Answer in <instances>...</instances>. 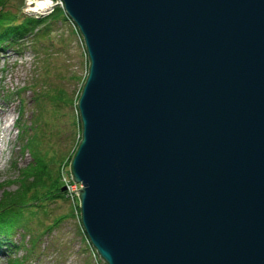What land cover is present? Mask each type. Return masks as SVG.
I'll list each match as a JSON object with an SVG mask.
<instances>
[{"label": "water", "instance_id": "1", "mask_svg": "<svg viewBox=\"0 0 264 264\" xmlns=\"http://www.w3.org/2000/svg\"><path fill=\"white\" fill-rule=\"evenodd\" d=\"M83 36L69 171L106 264H264V0H62Z\"/></svg>", "mask_w": 264, "mask_h": 264}, {"label": "rangeland", "instance_id": "2", "mask_svg": "<svg viewBox=\"0 0 264 264\" xmlns=\"http://www.w3.org/2000/svg\"><path fill=\"white\" fill-rule=\"evenodd\" d=\"M29 2L7 0L5 8L20 13L23 11L26 16L24 10L28 12ZM54 21L44 31L38 30L36 35H28L24 40L26 46L14 43L0 50V108L7 109L4 122L9 127L5 133L0 131V198L4 191L12 192L19 186V177L23 175L22 172L20 175V167L31 161L29 150L20 148L16 124L10 125L11 119L21 118L17 115L20 104L24 110L21 119L23 125L31 128L28 138L32 137L34 131L42 134L38 136L43 145L37 146L39 150L44 151L45 156L48 153L53 155L51 158L55 160L59 157L56 162L48 161L44 166L58 171L61 184L68 181L75 188L81 186L80 182L71 179L69 155L81 132L74 102L87 75L88 59L70 22L61 17ZM26 88L33 89L34 93ZM58 90L69 103L61 108L42 94L51 96ZM19 99L21 103H18ZM42 151H39V155ZM68 197L54 199L46 205L45 212H38L36 217L30 219L29 227L41 233L35 246L38 254L31 256L30 264L105 263L96 259L81 229L79 214L71 205L73 196L68 194ZM55 219L58 222L53 228L42 231L43 226L39 227L40 220L48 225ZM13 240L21 246L14 252L15 255L23 256L26 248L30 247L28 232L16 230ZM8 256L7 253L0 254V264H5Z\"/></svg>", "mask_w": 264, "mask_h": 264}, {"label": "trees", "instance_id": "3", "mask_svg": "<svg viewBox=\"0 0 264 264\" xmlns=\"http://www.w3.org/2000/svg\"><path fill=\"white\" fill-rule=\"evenodd\" d=\"M7 0H0V48L9 46L12 42H18V40L31 35L36 34L37 30L44 31L50 26L51 22L62 17L65 19V14L62 9H56L52 14L43 18H34L31 16H25L20 12L13 11L5 8ZM85 81V80H84ZM83 81V83H84ZM82 83V85H83ZM79 93L76 98L79 97ZM33 91V89H31ZM34 93V91H33ZM45 99L51 98V102L56 104L57 108H61L62 105L69 104L65 96L58 90L54 95H47L42 93ZM77 100V99H76ZM75 104V102H74ZM35 125V123H33ZM31 128L22 127L21 139L25 140L24 148L29 150L31 155V161L22 168L20 167L23 175L19 177V186L14 191H4L5 194L0 198V242L4 241L9 248L17 247L10 236L18 229H21L23 233H27L31 237L30 247L27 248L26 253L23 256H12L7 259L5 264H29V256L35 254V246L41 235L38 229H32L29 227L30 219L36 217L38 212H45L46 205L56 198H65V191L62 189L60 177L58 171L50 169L46 165L49 161L56 162L51 158L53 155L49 153L45 156L44 151L37 146H43L39 142L37 131H34L32 137L28 138V132ZM37 129V127L35 128ZM80 134V132H79ZM80 135L76 141V145L69 155L70 158L73 155L79 141ZM39 151H42L39 155ZM63 158L60 160L62 161ZM58 220H53L50 224L44 225V221L38 223L39 227H42V231L53 228L57 224ZM24 237V235H23ZM2 243H0L1 245ZM28 253V254H27ZM28 259V260H27Z\"/></svg>", "mask_w": 264, "mask_h": 264}, {"label": "bare ground", "instance_id": "4", "mask_svg": "<svg viewBox=\"0 0 264 264\" xmlns=\"http://www.w3.org/2000/svg\"><path fill=\"white\" fill-rule=\"evenodd\" d=\"M32 3H36V7L39 10H43L44 8H46L47 6H49L50 4H53V2L51 0H30ZM34 3V4H35ZM29 8H32V5L29 4ZM76 34H77V38L79 39L81 45L83 43V36L81 35V33L79 32V30L77 28H75ZM84 48V47H83ZM85 50V48H84ZM85 55L87 56V52L85 50ZM0 111H2L3 113L0 112V116H2L0 118V131L2 132H7L9 131V127L6 125V123L4 122V116L7 114V109L5 107H1ZM74 188V187H72Z\"/></svg>", "mask_w": 264, "mask_h": 264}, {"label": "built area", "instance_id": "5", "mask_svg": "<svg viewBox=\"0 0 264 264\" xmlns=\"http://www.w3.org/2000/svg\"><path fill=\"white\" fill-rule=\"evenodd\" d=\"M51 1H52V0H51ZM72 187H74V188H75V186H74V185H72ZM74 188H73V189H74Z\"/></svg>", "mask_w": 264, "mask_h": 264}]
</instances>
